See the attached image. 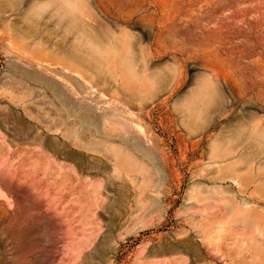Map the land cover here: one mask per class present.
I'll use <instances>...</instances> for the list:
<instances>
[{"label": "rangeland", "instance_id": "rangeland-1", "mask_svg": "<svg viewBox=\"0 0 264 264\" xmlns=\"http://www.w3.org/2000/svg\"><path fill=\"white\" fill-rule=\"evenodd\" d=\"M0 264H264V0H0Z\"/></svg>", "mask_w": 264, "mask_h": 264}]
</instances>
